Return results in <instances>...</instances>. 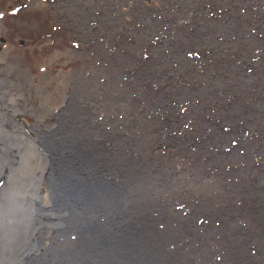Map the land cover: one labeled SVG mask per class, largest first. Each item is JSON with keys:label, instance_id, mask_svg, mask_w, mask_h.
<instances>
[{"label": "rangeland", "instance_id": "1", "mask_svg": "<svg viewBox=\"0 0 264 264\" xmlns=\"http://www.w3.org/2000/svg\"><path fill=\"white\" fill-rule=\"evenodd\" d=\"M235 5L245 8L236 16ZM2 56L23 88L4 86ZM246 57L243 70L237 62ZM0 76V249H14L37 207L55 213L43 190H28L36 178L28 155L45 156L35 140H50L41 138L47 129L93 139L94 158L108 169L101 173L126 188L118 202L134 211L148 246L175 245L178 264H264L263 0H0ZM221 86L241 104L227 97L230 107H220ZM40 107L62 118L40 120ZM125 213H116L112 232ZM63 241L39 245L66 251Z\"/></svg>", "mask_w": 264, "mask_h": 264}, {"label": "bare ground", "instance_id": "2", "mask_svg": "<svg viewBox=\"0 0 264 264\" xmlns=\"http://www.w3.org/2000/svg\"><path fill=\"white\" fill-rule=\"evenodd\" d=\"M6 56V53H3ZM4 61H5V70L7 68L8 71V77L6 78L7 83L4 84V86H8V85H13V86H19L21 88H23V81L20 79H16L15 77H10V71L12 68L15 67L14 63L8 59V57H1ZM16 68V67H15ZM18 68V67H17ZM223 68V67H222ZM221 69V68H220ZM15 70V69H14ZM222 72V71H221ZM15 73V72H14ZM24 74V73H23ZM18 75V74H17ZM13 76V75H12ZM28 78V77H27ZM3 79L0 76V85L3 83ZM56 81V79H55ZM53 83H55L53 81ZM61 84V83H60ZM62 85V84H61ZM27 86V84L25 85V87ZM33 88V87H32ZM54 88H56V86H54ZM60 88V87H59ZM34 89V88H33ZM37 89V88H36ZM61 89V88H60ZM24 90V89H23ZM53 90V89H52ZM58 91V90H57ZM88 91V90H87ZM26 92V91H25ZM37 93V92H36ZM61 93V92H59ZM38 94V93H37ZM54 94V93H53ZM56 95V94H55ZM60 95V94H59ZM58 96V95H57ZM101 96V95H100ZM13 96H9V99H11ZM43 97V96H42ZM41 97V98H42ZM52 98V97H51ZM40 99V98H39ZM48 99V98H47ZM109 99V98H108ZM38 100V99H37ZM71 100V99H70ZM51 101V100H50ZM69 101V100H68ZM35 102V101H34ZM102 102V101H101ZM24 103V102H23ZM37 103V101H36ZM43 103V102H42ZM63 103V102H62ZM67 103V102H66ZM31 104V103H30ZM65 105V104H64ZM62 106V105H61ZM77 106V105H76ZM25 111H30L32 108V112L33 113H37L38 110H36L34 108L33 105H28V106H21ZM38 107V106H37ZM57 107V106H56ZM80 107V106H79ZM39 108V107H38ZM44 108V107H43ZM68 108V107H67ZM47 108H44L43 111H41V107L40 110L41 111V116L42 118L40 120H44V119H50L51 117H54L56 119H60L61 116H59V114L56 112H53L54 115L52 114H48L47 113ZM54 109V108H53ZM58 109V108H57ZM60 109V108H59ZM55 111V110H54ZM67 111V110H66ZM83 111V110H82ZM45 112V113H44ZM38 115V114H37ZM72 115V114H71ZM69 116V115H68ZM62 118V117H61ZM136 118V117H135ZM77 119V118H76ZM84 120V117H81L78 119V121L80 120ZM111 119V118H110ZM139 119V118H138ZM112 120V119H111ZM80 121L78 123L80 129L82 130V126L80 124ZM122 122V121H121ZM131 122V120H130ZM135 122V121H134ZM82 123V122H81ZM74 124V123H73ZM112 124V123H111ZM50 124H48L47 127H49ZM71 125V124H70ZM76 125V124H75ZM120 125V124H119ZM94 126V125H93ZM92 126V127H93ZM116 126V125H115ZM78 127V126H77ZM85 127V126H84ZM96 127V126H95ZM117 127V126H116ZM115 127V128H116ZM74 128V127H73ZM86 128V127H85ZM99 128V127H98ZM144 128V127H143ZM77 129V128H76ZM146 129V128H145ZM95 130V128H94ZM48 130L45 129V131H43V133L41 134V138H47L50 140H35L36 141V146L40 149V151L42 153H44V157H40L39 159H41L40 161L37 160L38 157H36V155L34 154H29L28 157L31 160L36 159V162L34 164H32L33 166V174L36 175V178H32V185H30L31 187H29V189L27 188L29 191L31 189H34L35 187L33 186H38L40 188V190L44 192V187L45 190L46 189V181H48V178L46 179L47 176H54V169L53 166L51 164V160L54 159V164L56 166V171L58 173L57 175V183H66L65 180L68 178L69 175H76L77 178H80L81 180L87 178V180H84L85 182L82 185H74L71 184L70 186L73 187L71 189L74 190V193H78L80 199L82 200V205H81V209H78L80 211L81 214H85L87 216H93V218H88L87 220H85V217H82L81 219H79L78 216H76V218L71 219L69 222L73 221V224L79 225L77 224L79 221L82 222L81 226H77V227H72V229L78 234L79 237L85 235L86 233H88L90 230L89 228H95V226H100V228H96L93 229L92 232L103 235V236H107L108 235V242L106 244H103L101 242V239L97 236H95L94 240L91 241L90 238L87 239V243L84 244H68V240H64V244L66 247V251L61 250V249H55L53 251V253H57L58 251H61V260H59V264H168L170 262V264H178V262L176 261L175 256L177 255V251L175 248V245L170 247H166V246H162L161 251H158L157 249L159 248H155L153 246H148L146 243L149 240V238L147 237H142V233L141 232H145L144 231V227L141 226V223L136 222V216H132V213L134 212L133 210H131L128 207H125L123 205H120V203L118 202L119 199H121L123 193H125V187H119L120 184H117L115 182H112L111 184H109L108 180L110 178L108 177H104L103 174L101 173L102 170H108L106 169L105 166V162L103 163V159H101L102 161H99L97 158H94L96 156V151L99 150V147H97L95 145V142L93 141V139H78V140H66L65 137L64 139L62 138V130L59 131H53L50 132L49 134H46ZM89 131V130H88ZM115 131V130H114ZM146 131V130H145ZM147 132V131H146ZM82 133V132H81ZM94 134V133H93ZM118 134V133H116ZM107 135V134H106ZM115 135V134H114ZM91 137V136H90ZM96 137V136H95ZM120 137V136H119ZM122 138V137H121ZM119 139V138H118ZM122 140V139H121ZM144 141V140H143ZM6 142V141H5ZM11 142V141H10ZM105 142V141H104ZM127 142V141H125ZM133 142V141H132ZM140 142V141H139ZM8 143V142H7ZM94 143V144H93ZM106 143V142H105ZM119 143V142H118ZM123 143V142H122ZM131 143V140H130ZM136 143V141H135ZM143 143V142H142ZM6 144V143H5ZM16 144V142L14 143ZM10 147V145L6 144L9 148H11L12 150H14L13 145ZM20 144L23 146V144L25 145L24 142H20ZM125 144V143H124ZM20 145V146H21ZM101 145V144H99ZM107 145V144H106ZM110 145V144H109ZM113 145V144H112ZM140 145V144H139ZM19 146V149H20ZM108 146V145H107ZM116 146V145H115ZM28 147V146H27ZM85 147V148H84ZM103 147V145H102ZM114 147V146H113ZM119 147V145H118ZM143 147V145H142ZM17 148V147H16ZM24 148V147H23ZM106 148V147H105ZM122 148V147H121ZM132 148V147H130ZM25 149V148H24ZM138 149V148H137ZM144 149V148H143ZM29 150L31 152H33V150L31 149V147H29ZM36 150V148H35ZM127 150H129L127 148ZM19 151V150H18ZM25 151V150H24ZM131 151V150H130ZM136 151V149H135ZM134 151V152H135ZM29 152V151H28ZM36 152V151H35ZM48 155H47V153ZM116 152V150H115ZM139 152V151H138ZM27 153V152H26ZM108 153V152H107ZM145 153V151H144ZM130 154V153H129ZM132 154V153H131ZM31 155V156H30ZM116 155V154H114ZM147 155V154H146ZM103 156V155H102ZM109 156V155H108ZM121 156V155H120ZM129 156V155H128ZM131 156V155H130ZM105 158V157H104ZM133 158V156H132ZM139 158V157H138ZM142 158V157H140ZM155 158V157H154ZM97 159V160H96ZM106 159V158H105ZM124 159V158H123ZM145 159V158H144ZM150 159V158H149ZM29 160V159H28ZM118 160V159H117ZM153 159H151L152 161ZM23 161V160H22ZM97 161V162H96ZM108 161V160H107ZM112 161H114L112 159ZM126 161V160H125ZM149 161V160H148ZM154 161V160H153ZM2 162V160L0 161V163ZM13 162L12 159L7 158V163H11ZM28 162V161H27ZM124 162V161H123ZM139 162V161H138ZM41 163V165H39ZM109 163V162H108ZM107 163V164H108ZM120 163V162H119ZM122 163V162H121ZM125 163V162H124ZM128 163L130 164V161H128ZM13 164V163H12ZM27 164V163H26ZM117 164V163H116ZM127 164V165H129ZM134 164V162H133ZM157 164V163H156ZM166 164V163H165ZM18 166L20 165L19 163L17 164ZM22 165V163H21ZM30 164H28L29 166ZM49 165V166H48ZM137 165V164H136ZM151 165V164H150ZM17 166V168H18ZM31 166V165H30ZM51 166V167H50ZM108 166V165H107ZM116 166V165H115ZM123 166V165H122ZM125 166V165H124ZM135 166V165H134ZM142 166V165H141ZM154 166V165H153ZM36 167V168H35ZM126 167V166H125ZM150 167V166H149ZM156 167V166H155ZM16 168V166H15ZM27 168V167H24ZM30 168V167H29ZM48 168L47 171H45V169ZM108 168V167H107ZM146 168V167H145ZM144 168V169H145ZM160 168V167H158ZM13 169V168H12ZM124 169V168H123ZM129 169V168H128ZM148 169V168H147ZM19 170V169H18ZM17 170V171H18ZM31 170V169H30ZM113 170V169H112ZM118 170V169H117ZM133 170V169H131ZM139 170V169H137ZM136 170V171H137ZM14 171V170H13ZM15 171V172H17ZM135 171V172H136ZM159 171V170H158ZM157 171V172H158ZM15 175L16 176V174ZM21 172V171H20ZM28 172V171H27ZM145 172V171H143ZM149 172V171H148ZM154 172V171H153ZM24 173V172H23ZM116 173V172H115ZM126 173V172H125ZM134 173V172H133ZM139 173V172H138ZM146 173V172H145ZM152 173V171H151ZM19 174V173H18ZM25 174V173H24ZM121 174V173H119ZM128 174V173H127ZM143 174V173H142ZM141 174V175H142ZM155 174V173H154ZM157 174V173H156ZM20 175V174H19ZM110 175V174H109ZM113 175V174H112ZM135 175H138L137 173ZM160 175V174H159ZM170 175V174H169ZM31 176V175H30ZM133 176V175H132ZM148 176V175H147ZM163 176V175H162ZM10 177V176H9ZM19 177V176H17ZM112 177V176H111ZM127 177V176H126ZM129 177V176H128ZM143 177V176H142ZM166 177V176H165ZM21 178V177H20ZM114 178V177H113ZM124 178V176H123ZM146 178V176L144 177ZM163 178V177H162ZM9 179V178H8ZM89 179V180H88ZM127 179V178H126ZM135 179V178H133ZM141 179V178H140ZM139 179V180H140ZM143 179V178H142ZM167 179V178H166ZM10 180H12L10 178ZM28 180V179H27ZM26 180V181H27ZM30 180V181H31ZM131 180V179H130ZM145 180V179H144ZM143 180V181H144ZM160 180V179H159ZM169 180V179H168ZM8 181V180H7ZM6 181L5 185L8 184ZM17 181V179H16ZM142 181V180H141ZM122 182V181H121ZM151 182V179H150ZM169 182V181H168ZM167 182V183H168ZM13 183V182H12ZM146 183V182H145ZM165 183V182H164ZM179 183V182H178ZM15 184V181H14ZM14 184H12L14 186ZM124 184V183H123ZM142 184V183H141ZM16 185V184H15ZM18 185V184H17ZM20 185V184H19ZM86 185V186H85ZM126 185V184H125ZM128 185V184H127ZM136 185V184H135ZM138 185V184H137ZM143 185V184H142ZM166 185V184H165ZM12 186V187H13ZM60 186V185H59ZM57 187L58 191L60 192V196L58 195L59 199L57 200L55 205L50 204L52 207V209L54 210L55 213H42L38 215L35 213L36 217L38 219H33L34 223L30 228H27L29 233H33L34 231L37 230H42L43 229V224L46 222V220L51 221V217L55 215H63L64 212V208H62L61 205H63L62 202V196H63V189L61 187ZM131 186V185H130ZM8 187V186H7ZM134 187V186H133ZM149 187V186H148ZM151 187V186H150ZM160 187V186H159ZM5 188V186H4ZM9 188V187H8ZM132 188V186H131ZM142 188V187H140ZM146 188V187H145ZM152 188V187H151ZM168 188V187H167ZM7 189V188H6ZM23 189V188H22ZM164 189V188H163ZM19 190V189H18ZM152 190V189H150ZM7 191V190H6ZM9 191V190H8ZM13 191V190H12ZM16 191V190H15ZM27 191V190H26ZM128 191V190H127ZM131 191V190H130ZM129 191V192H130ZM133 191V190H132ZM140 191V190H139ZM142 191V189H141ZM11 192V190H10ZM58 192V194H59ZM6 193V192H5ZM4 193V194H5ZM16 193V192H15ZM14 193V195H15ZM25 193V192H24ZM138 193V192H137ZM145 193V191H144ZM150 193V192H149ZM12 195V193H10ZM132 194V193H131ZM139 194V193H138ZM10 195V196H11ZM41 195V194H40ZM7 196V195H6ZM126 196V195H125ZM132 196V195H131ZM17 197V196H15ZM20 197V195H19ZM42 197L46 198L44 196V194L42 195ZM61 197V198H60ZM142 197V196H141ZM3 198V197H2ZM8 198V197H6ZM13 198V197H11ZM10 198V199H11ZM22 198V197H21ZM129 198V197H127ZM135 198V197H134ZM14 199V198H13ZM16 199V198H15ZM15 199L13 201H15ZM125 199V198H124ZM132 199V198H131ZM8 200V199H7ZM135 200V199H134ZM141 200V199H140ZM5 201V200H4ZM12 201V200H11ZM17 201V200H16ZM125 201V200H124ZM132 201V200H131ZM7 201H5L6 203ZM154 202V201H153ZM3 203V202H0ZM8 203V202H7ZM12 203V202H11ZM51 203V202H50ZM140 203V202H139ZM9 204V203H8ZM150 204V203H149ZM152 204V203H151ZM10 205V204H9ZM155 205V204H154ZM146 206V205H145ZM148 206V205H147ZM140 208V206H138ZM136 209V208H134ZM150 210V209H149ZM156 210V209H155ZM198 210V209H197ZM139 211V210H138ZM142 213L141 215L144 214L143 209L141 210ZM140 211V212H141ZM83 212V213H82ZM123 212H127L125 214L128 215V218H123L122 219V228L116 230L115 232H112L114 229L112 226L115 225V217L116 219L119 217L117 214L123 213ZM148 212V211H147ZM198 212V211H197ZM117 213V214H116ZM83 214V215H84ZM137 214V213H136ZM151 214V213H150ZM149 214V215H150ZM49 215H51L49 217ZM139 215V214H138ZM68 216V213L67 215ZM142 217V216H141ZM149 217V216H148ZM134 218V219H133ZM45 220V221H44ZM85 220V221H84ZM136 220V221H135ZM66 221V220H65ZM221 221V220H220ZM67 222V221H66ZM68 222V223H69ZM145 222V220H144ZM153 222V221H152ZM218 223V222H217ZM223 223V222H222ZM41 224V225H39ZM96 224V225H95ZM150 224V223H149ZM152 224V223H151ZM45 225V224H44ZM87 227H86V226ZM154 225V224H153ZM146 226V225H145ZM26 227V226H25ZM24 227V228H25ZM150 228V226H148ZM156 227V225H155ZM159 227V226H158ZM221 227V226H220ZM153 229V228H152ZM151 229V230H152ZM71 230V229H70ZM69 230V231H70ZM156 230V229H154ZM225 230V229H223ZM161 231V230H160ZM1 232V231H0ZM151 231V235H152ZM155 232V231H154ZM232 232V231H231ZM157 233V232H156ZM223 233V232H221ZM150 234V232H149ZM5 235V234H4ZM150 235V236H151ZM155 235V234H154ZM228 235V234H227ZM8 236V234H7ZM6 236V237H7ZM223 236V235H222ZM226 236V234H225ZM224 236V237H225ZM158 237V236H157ZM166 237V236H165ZM155 238V236H154ZM153 239V237H152ZM156 239V238H155ZM160 239V238H159ZM158 239V240H159ZM162 239V238H161ZM168 239V238H167ZM49 240V239H47ZM116 240L118 241L119 244H117ZM157 240V241H158ZM172 240V239H171ZM226 240V239H225ZM75 241V240H74ZM256 241V240H255ZM149 242V241H148ZM162 242V241H161ZM170 244V241H167ZM222 242V241H221ZM226 242V241H225ZM158 244V243H156ZM176 244V243H175ZM226 244V243H225ZM47 245V244H46ZM164 245V244H163ZM219 245V244H218ZM227 245V244H226ZM225 245V246H226ZM54 247H56L55 245H50L48 246V248L50 250H52ZM57 247H59V244H57ZM89 247H94V251L101 253L100 256H91L88 257L89 259H85V255L88 254L89 251ZM159 247V246H158ZM161 247V246H160ZM19 249V247H16ZM17 249V250H18ZM222 249V248H221ZM22 252H25L24 249H22ZM34 251H39V252H48L45 249V245L40 248V245L36 246L35 248H33ZM226 250V249H225ZM168 251L169 254V258L167 257L168 254L164 255L163 257H166L167 259H165V261H163V259L159 256L160 253L162 252H166ZM167 252V253H168ZM228 252V250H227ZM103 253H108V257L110 259L109 263L105 262V259L108 260V257L104 256ZM232 253V252H231ZM232 255V254H231ZM81 256V259H79V257ZM160 258H159V257ZM162 256V255H161ZM242 257V256H241ZM84 258V259H82ZM236 258V257H235ZM225 259V258H224ZM237 259V258H236ZM244 259V258H243ZM248 259V258H247ZM170 260V261H169ZM230 260V259H229ZM251 260V259H249ZM237 261V260H236ZM166 262V263H165ZM232 262V261H231ZM243 262V261H242ZM250 262V261H249ZM197 263V262H195ZM228 263V262H227ZM233 263V262H232ZM206 264V263H205ZM230 264V263H229ZM236 264V263H235Z\"/></svg>", "mask_w": 264, "mask_h": 264}, {"label": "water", "instance_id": "3", "mask_svg": "<svg viewBox=\"0 0 264 264\" xmlns=\"http://www.w3.org/2000/svg\"><path fill=\"white\" fill-rule=\"evenodd\" d=\"M47 178H48V181H46V184H45L47 191L45 190V187H44L43 194L45 197H47L48 200H50L51 202L50 204L55 205L57 200L59 199L58 195L60 196V192L58 191L57 187L60 185L59 187L63 189V196H62L63 205H61L62 208L65 209L63 212V215L54 214L53 217L49 218L51 219V221L46 220V222L44 223L45 225L43 224L42 230L34 231L31 234L29 233L27 228H30L35 221L34 220L28 221L25 228H24V224H22L17 230V237L19 241L17 239L15 241L10 242V243H14L12 244V246H14V249L11 252L5 249V247L3 249H0L2 251L1 253L5 255V261H2L4 256L3 257L0 256V264H59V260H61V254H62L61 251H58L55 254L51 251L42 253V252L33 250V248H35L36 246L40 244V241L43 238L49 239L50 243L57 244V241L68 240L67 242L68 244L74 243V244L81 245V244L87 243L88 238H90L92 241L94 240L95 236H97L101 239V242L103 244H106L108 242V235L103 236V235L92 232L93 229L100 228V226H97L95 224L96 225L95 228H89L90 231L88 233L79 237L78 234L72 229V227L81 226L83 221L82 222L79 221L77 223L79 225H76V226H74L76 223L73 224V221L69 222L71 219L76 218V216H78L79 219H81L82 217H85V220H87V217L90 219L93 218V216L92 217L87 216L83 212L82 213L84 215L80 213L78 209H81V205L83 202L80 199L78 193H74V190L71 189L73 187L70 186L71 184L82 185L85 182L84 180H87V178H85L84 180L83 179L81 180L80 178H77L76 175H69L68 178L65 180V182L66 181L67 182L62 183V184L57 183L58 178L55 175L54 176L49 175L46 177V179ZM36 209L37 210L35 211H37L36 214L38 215V211L41 209V206L37 207ZM33 213H32V216H34ZM67 213H68V216H66ZM50 216L51 215H49V217ZM69 235L71 238L69 237ZM63 236L66 237L67 239H63ZM16 247H19V249L17 250ZM22 249H24L25 252H22L23 251ZM93 249L94 247H89V251H88V254L85 255V259L88 260L89 259L88 257L101 255V253L95 252ZM103 255L106 257L109 256L108 253H103ZM79 259H81V256L79 257ZM109 261H110L109 257H108V260L105 259V262L109 263Z\"/></svg>", "mask_w": 264, "mask_h": 264}, {"label": "trees", "instance_id": "4", "mask_svg": "<svg viewBox=\"0 0 264 264\" xmlns=\"http://www.w3.org/2000/svg\"><path fill=\"white\" fill-rule=\"evenodd\" d=\"M264 1V0H263ZM245 8L243 7V6H237V5H235L234 6V10H233V14H235L234 16H236V15H239V14H241L240 12L242 11L243 12V10H244ZM220 11V9H217V12H219ZM213 13H211L209 10H208V15H212ZM215 14V13H214ZM207 17H209V16H207ZM207 20V18L205 19V21ZM247 22V25H248V23H250V21H246ZM207 26H208V24L207 23H205L204 24V28H206V32L205 33H210L211 35H212V33L211 32H215L213 29H211V28H207ZM239 30H241V32L242 31H244V28H239ZM260 35H261V33H260ZM260 41H262V40H260ZM247 62H249V60H247V57L245 58V59H240L238 62H237V64H238V66H241L242 65V69L244 70V66H246V64H248ZM212 73L210 74V75H213V71H211ZM245 89V87L243 86V87H241L240 88V91H243ZM223 90H225V87H222L221 86V88L219 89V90H217L218 91V94H220V96L222 97V98H225V101L224 100H222V98H221V103H219L220 104V107H221V105L224 103V106L225 107H227V108H229L230 106H229V104H228V100H227V97H228V93H226V97H224L223 96V93H222V91ZM241 98H243V97H241ZM240 97H237V98H235V99H241ZM228 99H229V101L231 102V106H234L235 108L237 107V106H239L241 103H239V102H234L235 101V99L234 100H232L230 97H228ZM245 109H246V107H245ZM245 109L242 111V113H244L245 112ZM222 118H223V120H225V117H224V115H222L221 116ZM204 121L205 122H207V120H206V118H204ZM214 126H216V127H219L217 124H215ZM220 128V127H219Z\"/></svg>", "mask_w": 264, "mask_h": 264}]
</instances>
